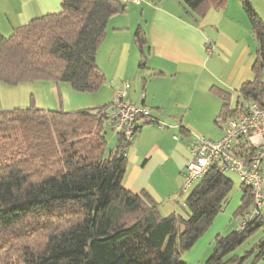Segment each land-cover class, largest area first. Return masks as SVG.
<instances>
[{
	"label": "trees",
	"instance_id": "16d2710c",
	"mask_svg": "<svg viewBox=\"0 0 264 264\" xmlns=\"http://www.w3.org/2000/svg\"><path fill=\"white\" fill-rule=\"evenodd\" d=\"M199 20L223 10L229 0H181ZM257 43L255 78L240 99L264 98V24L241 0ZM126 12L121 0H64L59 13L33 20L10 37L0 33V83H69L80 93L98 92L106 77L96 62L109 21ZM135 42L145 60L142 27ZM217 117L231 113L232 95ZM111 104L74 112L37 108L0 111V264H187L190 251L230 202L233 182L217 165L193 186L183 208L188 218L165 216L149 193L124 186L127 157L121 139L109 150L103 111ZM218 123V121H216ZM151 124V123H150ZM241 217L253 205L244 186ZM194 188V189H193ZM264 223L216 237L205 264H245L251 256H231ZM252 264L264 259V240Z\"/></svg>",
	"mask_w": 264,
	"mask_h": 264
},
{
	"label": "crops",
	"instance_id": "0c3cea01",
	"mask_svg": "<svg viewBox=\"0 0 264 264\" xmlns=\"http://www.w3.org/2000/svg\"><path fill=\"white\" fill-rule=\"evenodd\" d=\"M63 1L0 0V33L10 37L35 19L59 13ZM228 4L219 15V26L229 18ZM126 6L124 14L109 21L96 62L111 89L113 101L109 104L115 101L119 87L130 83L129 99L150 109L154 118L168 126L160 129L146 121L141 124L128 150L124 186L134 194L149 193L161 204L162 213L170 216L178 214L185 202L180 193L185 169L192 161L191 134L203 131L211 135L213 121L221 113L223 101L213 89L231 93L232 99L239 97L247 82L246 65L244 60L233 61L235 44L225 39L223 30L218 28L213 35L202 28L201 20L181 0H141L140 5ZM139 27L148 41L143 66L135 42ZM250 49L247 43L244 50L252 55ZM222 136L223 131L216 139ZM115 138L116 148L119 139ZM213 241L195 255V264L206 263ZM199 247L195 246L193 255ZM256 264H264V259Z\"/></svg>",
	"mask_w": 264,
	"mask_h": 264
},
{
	"label": "rangeland",
	"instance_id": "374dc122",
	"mask_svg": "<svg viewBox=\"0 0 264 264\" xmlns=\"http://www.w3.org/2000/svg\"><path fill=\"white\" fill-rule=\"evenodd\" d=\"M246 1L252 5L258 18L264 24V0ZM223 13L224 10L212 11L207 18L201 21L202 23L200 22L201 26L206 30L208 29L213 35L217 33L218 28L223 30L226 34L225 39L232 41L235 44V48L232 51L233 61L237 62L238 60H244L242 62L246 65L244 81H252L255 78V72L252 68L255 62L257 43L251 34L250 18L244 10L241 0H229V18L223 21L219 26V15H222ZM246 42L250 44L252 55L244 50V46L247 45ZM112 101L113 96L111 89H109L106 84L98 92L80 93L75 91L69 83L56 84L52 81H37L26 82L16 86L0 83V106L2 107V110L37 108L47 111L74 112L82 109L102 107ZM237 101L238 97L235 96L231 101V106L235 107ZM217 116L211 126L213 136L212 134H206V132L203 131L194 132V134H199L216 141L217 136L222 132L221 126L224 124V120L221 118L218 120ZM216 121H218V123H216ZM194 134L191 135L193 136ZM105 135L107 136L106 140L109 145V150H113L116 146V135L108 127L106 128ZM226 175L233 182L230 202L214 219L213 224L208 231L195 244V246L198 245L199 247L200 245H203V247L200 246L194 255L195 246L190 251L183 254L182 258L187 264H195V255H200L204 251V248L207 250V248L211 246V241L216 240L218 235L227 236L238 229V220L240 217H236V215L243 206L244 188L239 176L234 173H227ZM197 185L198 183L196 182L193 187L195 188ZM182 198L186 199L187 195L182 196ZM179 209L180 211L177 215L183 216V218H188V211L181 207H179ZM263 240L264 229H260L256 231L242 246L235 250L231 256L245 257V255L249 253L251 256L246 264H252L258 253L257 247ZM213 242L215 243V241ZM212 252L213 247L211 253Z\"/></svg>",
	"mask_w": 264,
	"mask_h": 264
},
{
	"label": "built area",
	"instance_id": "2783aa9c",
	"mask_svg": "<svg viewBox=\"0 0 264 264\" xmlns=\"http://www.w3.org/2000/svg\"><path fill=\"white\" fill-rule=\"evenodd\" d=\"M121 1L125 5L141 4V0ZM130 89V83H123L117 90L115 101L103 111L111 131L121 139L124 157H128V150L144 121L160 129L168 128L152 116L150 109L129 99ZM222 131L223 136L217 141L199 134L191 135L192 161L185 169V183L180 194L188 193L212 165H217L223 174H236L253 194L252 207L238 220L237 230H243L257 220L264 223V98L262 102L237 101L224 119Z\"/></svg>",
	"mask_w": 264,
	"mask_h": 264
}]
</instances>
